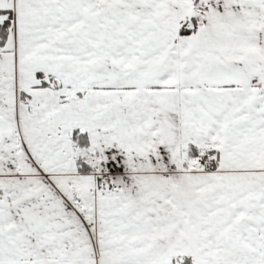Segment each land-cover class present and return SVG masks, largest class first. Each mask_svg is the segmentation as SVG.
<instances>
[{
	"label": "snow or ice",
	"instance_id": "snow-or-ice-1",
	"mask_svg": "<svg viewBox=\"0 0 264 264\" xmlns=\"http://www.w3.org/2000/svg\"><path fill=\"white\" fill-rule=\"evenodd\" d=\"M0 264H264V0H0Z\"/></svg>",
	"mask_w": 264,
	"mask_h": 264
}]
</instances>
